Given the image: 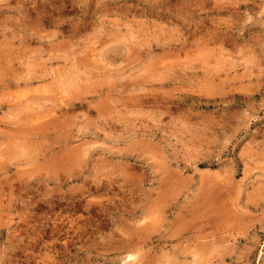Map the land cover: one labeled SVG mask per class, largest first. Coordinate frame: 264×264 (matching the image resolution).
<instances>
[{"label":"rangeland","instance_id":"374dc122","mask_svg":"<svg viewBox=\"0 0 264 264\" xmlns=\"http://www.w3.org/2000/svg\"><path fill=\"white\" fill-rule=\"evenodd\" d=\"M0 264H264V0H0Z\"/></svg>","mask_w":264,"mask_h":264},{"label":"bare ground","instance_id":"6f19581e","mask_svg":"<svg viewBox=\"0 0 264 264\" xmlns=\"http://www.w3.org/2000/svg\"><path fill=\"white\" fill-rule=\"evenodd\" d=\"M128 244H129V243H128ZM128 244H127V245H128ZM128 257H129V258L134 257V256H133V253H132V254H129ZM134 259H135V258H134Z\"/></svg>","mask_w":264,"mask_h":264}]
</instances>
